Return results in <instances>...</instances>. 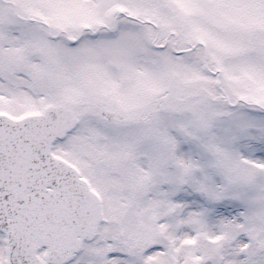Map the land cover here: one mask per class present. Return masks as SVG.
<instances>
[{"label":"snow or ice","instance_id":"1","mask_svg":"<svg viewBox=\"0 0 264 264\" xmlns=\"http://www.w3.org/2000/svg\"><path fill=\"white\" fill-rule=\"evenodd\" d=\"M0 264H264V0H0Z\"/></svg>","mask_w":264,"mask_h":264}]
</instances>
